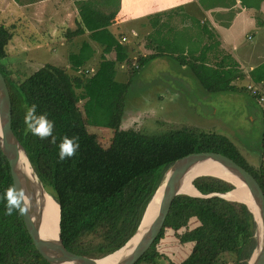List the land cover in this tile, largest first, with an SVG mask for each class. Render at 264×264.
Masks as SVG:
<instances>
[{
    "label": "trees",
    "instance_id": "1",
    "mask_svg": "<svg viewBox=\"0 0 264 264\" xmlns=\"http://www.w3.org/2000/svg\"><path fill=\"white\" fill-rule=\"evenodd\" d=\"M110 23L106 16L81 19L76 30L65 34L72 39L88 30L92 39L115 53L114 59L104 58L89 77L86 72L75 76L52 64L42 66L25 80L15 81L3 73L12 103V130L44 187L61 206L62 241L70 252L91 258L114 252L134 236L165 171L188 154L216 152L228 156L251 173L264 191L263 163L253 168L223 134L178 124L154 135L122 128L131 83L152 60L172 57L181 67L186 66L208 93L250 94L238 85L245 79L238 65H208L204 55H185L184 49H171L162 41L155 43L153 53L132 58L126 44L108 30ZM11 39L10 30L0 24V61L6 58ZM75 57L81 62L72 57L71 66L80 71L89 56L82 52ZM121 64L131 67L125 83L116 80L117 65ZM250 76L255 83L263 82L264 64ZM33 103L53 122L55 143L51 137L40 139L25 132V105ZM90 125L113 131L109 147L104 148L98 136L89 132ZM65 136L78 137L79 148L72 157L59 161L57 145ZM193 185L203 195L234 188L210 176L195 179ZM10 186L9 163L0 150V264H49L36 250L22 214L15 210L4 214L3 194ZM193 220L197 224L188 228ZM168 230L181 244H192L190 253L178 264H244L243 253L247 251L249 259L254 248L255 222L246 205L220 197L180 195L174 199L158 239L136 264H158L156 247ZM225 255L234 257L231 263L224 262Z\"/></svg>",
    "mask_w": 264,
    "mask_h": 264
},
{
    "label": "rangeland",
    "instance_id": "2",
    "mask_svg": "<svg viewBox=\"0 0 264 264\" xmlns=\"http://www.w3.org/2000/svg\"><path fill=\"white\" fill-rule=\"evenodd\" d=\"M210 1H221L220 5L227 6L236 3L235 0L207 2ZM239 1V7L254 8L257 11L261 9V0ZM77 8L80 15L74 17ZM139 8L142 14L143 6L137 0H0V24L12 33V39L6 47L7 56L0 61L1 72L12 80H25L42 66L52 64L80 76L82 71H74L69 64L68 56L73 50V43L67 42L65 34L67 30L76 28L77 20L87 17L96 19L106 16L121 40L128 44L132 58H137L141 54L137 45V30H142V26L141 21L133 20L140 13ZM80 10L83 12L80 13ZM231 11L236 12L233 8ZM187 24L181 21L177 26L176 37L181 41H188L193 35L195 28ZM207 26L210 27V24L207 23ZM82 38L86 37L81 36L74 41L79 42ZM97 50L99 54H109L108 49ZM83 66L85 71L88 69L92 72L88 63ZM130 70L131 67L126 64L123 67L117 65L116 80L127 82ZM189 71L186 66L181 67L167 57L149 62L131 83L122 128L154 135L176 124L193 125L202 131L229 137L253 168L264 164V117L259 106L261 103L257 105L258 101L245 91L208 93ZM238 85L245 88L248 84L242 81ZM83 104H80L82 110ZM88 130L98 136L104 148L110 146L113 135L111 129L90 125ZM196 224L193 220L188 228ZM191 248V243L181 244L174 232L168 230L156 247L160 254L157 263L178 264L187 257ZM248 255L247 251L243 253L244 264ZM223 259L231 263L234 257L225 255Z\"/></svg>",
    "mask_w": 264,
    "mask_h": 264
},
{
    "label": "water",
    "instance_id": "3",
    "mask_svg": "<svg viewBox=\"0 0 264 264\" xmlns=\"http://www.w3.org/2000/svg\"><path fill=\"white\" fill-rule=\"evenodd\" d=\"M0 150L9 163L13 186L25 192V207L28 208L23 216L26 229L33 241L36 250L49 264H136L142 256L154 245L164 228L166 218L172 203L177 196L187 195L196 198L220 197L228 201L239 202L247 206L254 217L255 233L254 248L247 264H264V191L255 177L240 166L232 158L216 152H198L188 154L176 160L164 173L160 184L144 213L142 221L158 191L162 190L160 203L146 233L136 247L129 246L130 241L138 232L142 221L134 236L121 248L101 258H91L70 252L61 238V206L47 191L36 174L24 147L12 130V103L10 92L3 74L0 71ZM208 163L218 164L231 172L245 186L250 201L228 199L226 196L239 195V189L232 181L215 174H204L222 179L231 183L234 188L227 193H212L203 195L197 190V195L182 192L187 175L198 165ZM27 169V170H26ZM28 169L38 179L43 192L34 190L30 185L26 172ZM194 179V180H195ZM193 180V182H194ZM194 186V185H193ZM29 197L31 199H29ZM50 197L57 206L54 225H46L45 212L52 209L53 203L48 202ZM247 199V198H245ZM252 202V205H250Z\"/></svg>",
    "mask_w": 264,
    "mask_h": 264
},
{
    "label": "crops",
    "instance_id": "4",
    "mask_svg": "<svg viewBox=\"0 0 264 264\" xmlns=\"http://www.w3.org/2000/svg\"><path fill=\"white\" fill-rule=\"evenodd\" d=\"M137 1L143 6V13L141 14L142 9L139 8L138 12L140 13L133 22L141 21L140 27L142 26V30L144 26V31L141 29L137 30V38L139 39L137 45L143 55L153 53V50H156L154 48L157 47L155 44L156 42H168L171 49H184L185 55L189 53H193L196 57H202L204 55L208 65L237 64L239 70L245 75L243 81H246L247 84L253 82L250 73L260 65L264 64V0H261V9L258 11L254 8L239 7V0H235L236 3L229 6L220 5L219 3L221 1L207 2L208 0ZM231 8L236 10V12H232ZM74 11H77L76 16L74 17L80 15L78 8ZM81 12H83V10H80V13ZM86 19L94 20L90 17L83 20ZM96 19H98V17ZM77 21L81 20L79 19ZM181 21L184 24L189 23L186 26L195 28L193 30V35L188 38V41H186V39L181 41L176 37V29ZM207 23L210 24V27L207 26ZM240 27L243 29L240 30ZM76 29L77 26L75 29L71 30L74 31ZM108 30L122 41L119 34L115 32L112 22L110 23V26H108ZM133 31L134 30L131 29V33H133ZM151 35H154L153 38H150ZM81 36H85L86 38H82L79 42L74 41ZM122 36L124 38L125 34ZM67 42L73 43V50L70 51L68 56L70 65L72 57H74V61L78 63L81 62L75 56L80 55L82 52H85L89 56L85 63H88V66L92 67V72H89L87 69L86 71L89 72L87 73V77L97 71L99 64L104 58H115V53L109 51L108 47H105L92 39L91 32L88 30L85 31L84 34L73 37L72 39L67 38ZM183 43L186 44L184 45ZM126 46L129 48L128 44H126ZM193 46L195 48H193ZM104 48L108 49L109 54H99V50L97 49ZM167 59L176 62L172 57H167ZM124 65L125 64H121V67ZM83 67L84 66H81L80 70H82ZM86 71L84 69L82 70V72ZM189 72L192 74L191 71ZM256 103L257 105L260 104L259 101ZM263 105L264 104L261 103L259 106L262 109V115L264 117ZM125 113L126 108L124 110V115Z\"/></svg>",
    "mask_w": 264,
    "mask_h": 264
},
{
    "label": "clouds",
    "instance_id": "5",
    "mask_svg": "<svg viewBox=\"0 0 264 264\" xmlns=\"http://www.w3.org/2000/svg\"><path fill=\"white\" fill-rule=\"evenodd\" d=\"M23 120L26 133H31L40 139L51 137V141L53 143L56 142V137L52 134L53 122L48 119L47 113L37 111L36 104L25 105ZM57 148L58 160L63 161L75 154L79 148V139L76 136L62 137ZM25 195V192L15 186H10L6 189L3 194L5 201L4 214L11 215L14 210L19 214H24L28 211V208L25 207ZM29 199L31 198L29 197Z\"/></svg>",
    "mask_w": 264,
    "mask_h": 264
},
{
    "label": "bare ground",
    "instance_id": "6",
    "mask_svg": "<svg viewBox=\"0 0 264 264\" xmlns=\"http://www.w3.org/2000/svg\"><path fill=\"white\" fill-rule=\"evenodd\" d=\"M208 173L219 175V176L225 178L226 180L232 181L234 184H236V186L239 189V192L241 194V197L239 195L230 194V195L226 196L228 199H236L238 201L239 200H248V202L250 201V197L248 195V192H247L245 186L236 178V176H234L231 172H228L226 169L222 168L218 164H213V163H208L205 165L201 164V165H198L197 167H194L186 177L185 184L183 187L184 189H182V192L186 193V194L197 195V190L194 188L192 181L197 176L208 174ZM26 175L28 176V179H29V182H30V185L32 186V188L34 190H37L38 192H43L38 179L36 178V176L34 174H32V172L29 169L26 172ZM161 195H162V190L160 189L158 191V193L156 194L155 198L153 199V201H152V203H151V205H150V207L146 213V216L144 217V220L142 221V224H141L138 232L133 237V239L130 241L129 246L134 248L140 244L144 234L146 233V230L148 229L154 215L156 214L158 205L160 203ZM245 198H247V199H245ZM47 200H48V202L53 203V206L51 207L52 209H48L47 212H45L44 221H45L46 225L51 224L53 226L55 223V220H56V216H55L54 212H56L57 206L50 197H48ZM250 205H252V202H250Z\"/></svg>",
    "mask_w": 264,
    "mask_h": 264
},
{
    "label": "built area",
    "instance_id": "7",
    "mask_svg": "<svg viewBox=\"0 0 264 264\" xmlns=\"http://www.w3.org/2000/svg\"><path fill=\"white\" fill-rule=\"evenodd\" d=\"M246 88L252 96L258 98L260 103L264 102V81L261 83L251 82L246 85Z\"/></svg>",
    "mask_w": 264,
    "mask_h": 264
}]
</instances>
